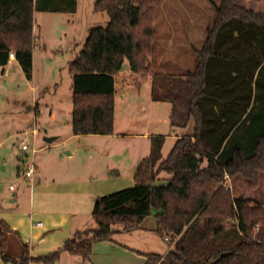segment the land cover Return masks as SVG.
Segmentation results:
<instances>
[{"label": "trees", "instance_id": "16d2710c", "mask_svg": "<svg viewBox=\"0 0 264 264\" xmlns=\"http://www.w3.org/2000/svg\"><path fill=\"white\" fill-rule=\"evenodd\" d=\"M242 0H220L192 69L162 73L153 52L155 0H95L92 11L107 23L88 30L68 63L72 78V134L114 133L115 77L127 59L132 72L151 74V97L170 103L177 137L166 156L165 137L151 138L150 153L136 166L134 183L95 199V227L75 231L48 254L29 256L28 245L0 219V253L14 264H52L63 251L88 260L96 241L138 228L153 215L167 236L164 255L146 253L144 264H264V204L235 197L228 180L242 177L250 189L264 173V13ZM77 0H0V66L13 52L32 76L34 12L73 13ZM164 173L167 177H162ZM18 242V241H17Z\"/></svg>", "mask_w": 264, "mask_h": 264}, {"label": "crops", "instance_id": "0c3cea01", "mask_svg": "<svg viewBox=\"0 0 264 264\" xmlns=\"http://www.w3.org/2000/svg\"><path fill=\"white\" fill-rule=\"evenodd\" d=\"M77 9L78 3L76 11L71 13L72 17ZM33 19L35 39L36 12ZM68 20L70 22L71 19ZM90 28H87V33ZM156 28L155 21L153 37ZM83 42L75 43L79 49L72 59L78 55ZM57 45L61 48V41ZM42 48L43 52L39 51ZM155 50L153 44L149 62L155 70L170 73L164 69V63H169L165 60L166 49L159 54ZM45 51L43 43H34L30 79L25 77L16 58L7 60L6 65L0 68L4 75H7L5 68L15 62L14 66H17L20 74L17 79L24 85L31 83L30 89L34 91L37 86L33 85L36 65L39 59L48 57L49 54ZM72 59L67 61V66ZM139 75L140 77H136L119 73L115 77L114 133L110 135L72 134L71 118L65 129H60L56 126L58 119L54 113L51 114L53 124L49 131L44 129V133H41V125L37 123L23 129L21 121L19 125L17 123L19 118L8 114L15 110V106L19 107V96L15 99V104H11L10 100L5 102L8 98L0 100V219L16 234L17 244L21 241L28 245L29 256H41L55 251L75 231L94 228L92 209L95 199L113 190L133 185L136 166L150 153L152 137L162 135L165 141L167 137L175 141L182 134H188H171L176 128H172L169 123L170 103L153 100L151 74ZM142 81H149L145 100L139 99ZM7 83L8 87L13 86L10 84L12 81ZM16 86L19 87V84L16 83ZM70 91L72 95V78ZM35 96L32 98L33 103L27 105L26 110L33 108L36 114L38 98ZM117 103L121 105L119 114ZM160 104L166 106H159ZM156 117L160 126L154 123ZM21 133H29L34 152L31 149L21 150V139L19 144L12 140L13 137L18 139V134ZM45 138L52 140L47 142ZM29 163H33L35 171L32 177L26 180L21 173ZM148 219L138 228L118 230L111 239L94 242L88 260L63 251L59 259L52 264H144L146 253L164 255L171 245L163 244L165 238L154 230V218ZM13 252L12 257L18 259L19 246L14 248ZM0 264L14 263L3 260L0 253ZM25 264L44 263L30 261Z\"/></svg>", "mask_w": 264, "mask_h": 264}, {"label": "rangeland", "instance_id": "374dc122", "mask_svg": "<svg viewBox=\"0 0 264 264\" xmlns=\"http://www.w3.org/2000/svg\"><path fill=\"white\" fill-rule=\"evenodd\" d=\"M94 1L77 0L78 9L73 17L71 13L36 12L34 43L35 45L43 43L46 48L45 52L49 55L38 60L36 77L33 82V85L37 86L34 91L30 89L31 83L24 85L17 79L20 74L17 66H14L15 62L10 63L5 68L7 75H4L0 68V100L8 98L5 102L10 100L11 104H15V99L19 96L21 100L19 107L15 106V110L8 114L14 118L18 117L17 123L19 125L21 121L23 129L37 123V125H41V133H44V129L49 131V127L53 124L52 113L57 116L58 123L56 126L60 129H65L69 123L72 95L70 91L71 75L68 71L67 61L72 59L78 51V45L75 43L84 41L87 28L104 26L107 20L105 13L92 11ZM219 3L220 0H155L154 23L156 21L157 28L153 37V44L157 54L166 49L165 60L169 61V63H164L166 71L179 74L193 68L194 48H199L205 39L206 31L215 18V7ZM241 3L247 8L264 13V0H242ZM69 18L71 19L70 22ZM60 41L62 43L61 48L57 45ZM39 51L43 52V48ZM120 74H132L140 77L139 74L131 71L127 59L124 60ZM9 81H12L10 83L13 84L12 87H8L9 83L7 82ZM16 83L19 84V87L16 86ZM5 84L7 86L3 87L2 85ZM148 85L149 81H142L140 100L146 99L149 91L146 88ZM34 95L38 98V112L36 114L33 108L26 110L27 105L33 103ZM159 106L166 105L160 104ZM120 108L121 105L117 103L118 114ZM17 110L20 112L18 113ZM156 121L157 117L154 118V123L160 126V123ZM192 128V123H190L186 128H176V131L171 134L190 133ZM24 137L31 143L29 133L26 135L18 134V139L13 137L12 140L19 144V140ZM173 142L174 139L166 138L162 151L163 156L167 155ZM165 175L164 173L161 174L163 177ZM230 183L233 196L250 198L264 204V173L259 175V186L255 190L250 189L247 181L242 177H236ZM150 218H153V215ZM16 242L12 245L13 250L18 248ZM164 242L165 246L170 245L166 240Z\"/></svg>", "mask_w": 264, "mask_h": 264}, {"label": "built area", "instance_id": "2783aa9c", "mask_svg": "<svg viewBox=\"0 0 264 264\" xmlns=\"http://www.w3.org/2000/svg\"><path fill=\"white\" fill-rule=\"evenodd\" d=\"M11 59H15V55L12 51L8 53V60H11ZM20 149L21 150L31 149V151L33 152L35 151L34 148L31 146V144L27 141L26 137L20 140ZM34 171H35V167L33 163H29L28 165L24 166L21 176L24 179L28 180L32 177ZM225 187H229L231 189L230 180L227 181V184H225ZM37 224L39 225L40 223H37ZM164 238L166 241L169 240L167 236H165Z\"/></svg>", "mask_w": 264, "mask_h": 264}, {"label": "water", "instance_id": "95a60500", "mask_svg": "<svg viewBox=\"0 0 264 264\" xmlns=\"http://www.w3.org/2000/svg\"><path fill=\"white\" fill-rule=\"evenodd\" d=\"M45 140H46L47 142H50V141L52 140V138H45Z\"/></svg>", "mask_w": 264, "mask_h": 264}]
</instances>
